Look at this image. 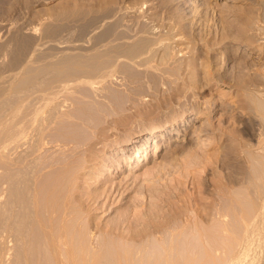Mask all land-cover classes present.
I'll return each instance as SVG.
<instances>
[{"label": "rangeland", "instance_id": "374dc122", "mask_svg": "<svg viewBox=\"0 0 264 264\" xmlns=\"http://www.w3.org/2000/svg\"><path fill=\"white\" fill-rule=\"evenodd\" d=\"M116 25L147 32L129 40L131 46H123L128 51L115 48L111 54L95 53L87 48L91 36ZM135 39L141 44L152 42L154 52L149 54L153 52L154 57L146 53L151 58L147 66L152 67L137 64L145 53L138 57L129 54L133 43L137 44ZM166 54L171 57L167 61L161 57ZM97 67L101 73H113L94 86L77 82L74 87H80L82 94L73 91L72 95L82 96L81 102L86 103H78L76 96L73 108L78 104L87 107L90 123L102 131L92 127L97 134L96 153L108 163H89L86 167L92 172L80 179L83 190L97 188L101 194L81 213L80 230L69 245L52 244L44 228L30 222V227L21 223L17 229L18 235L28 233L25 244L20 238L7 240L10 209L8 203L0 201V253L9 252V248L11 252L2 258L3 264H161L171 259L195 262L193 259L200 256L202 259L193 264H216L226 253L232 256L244 247L247 256L239 264H264V227L247 229L246 236L240 225L232 236L218 229V234L225 233L219 235L222 240L218 244L211 240L217 231L212 218L218 219L213 211L226 207L229 194L243 207L244 201L252 202L245 196L249 184L243 177L252 156L264 154L263 147L253 145L249 132L253 100L264 103V0H0L1 87L5 89L4 84L15 73L13 80L21 91L39 68L52 69L48 77L54 80L58 70L90 76L97 73ZM57 84L59 81L53 85ZM1 87L4 97L11 92L5 89L7 94ZM64 104V109L71 107L68 101ZM167 121L173 122L167 127V140L149 136L146 146L140 145L147 154L140 153V164L131 162L135 151L130 155L115 153L120 139ZM4 126L0 128V144L9 135ZM93 136L91 140L96 139ZM155 140L159 143L156 150ZM22 143L14 152L0 148L2 174L23 154ZM230 175L239 176L237 180L242 182L232 185L227 180ZM18 177L24 179L20 172ZM5 186L6 198L9 190ZM28 207L21 210L28 211ZM196 226L205 236L201 243ZM216 245L218 259L213 252Z\"/></svg>", "mask_w": 264, "mask_h": 264}, {"label": "bare ground", "instance_id": "6f19581e", "mask_svg": "<svg viewBox=\"0 0 264 264\" xmlns=\"http://www.w3.org/2000/svg\"><path fill=\"white\" fill-rule=\"evenodd\" d=\"M126 28H123V29L122 27L118 28L117 25L115 27L113 26V27H108V28L104 27V29L102 28L103 29L102 31L97 32L95 33V35L91 36L93 38H91L92 40L90 39L91 41L87 45V48L90 50H93V52L102 51V53H107L109 51L108 53L111 54V51L115 50V48H118L117 50L125 49L126 47L123 48V46L130 45L128 44L129 43L128 41L131 39L133 40V38H136L135 36H137L139 33L141 34L140 36H142L145 32H147L146 29L144 28L141 29L139 27H138L139 29H137L136 31H133V29L127 30ZM155 32H158V31L156 30ZM155 32L153 33L152 31L151 33L156 34ZM159 32H161L160 29H159ZM152 40H153V37H152ZM134 41H136V39ZM139 41L142 42L143 40H139ZM133 42L131 41V43ZM135 43H137V41ZM139 43L137 44L133 43L135 47L134 46H132V48L130 47L129 54L132 56L134 55V53H136L135 56L138 57L141 55V53L143 54L145 53L144 57H141V58L139 57L138 60H136L137 57H135L136 59L135 58L134 59L137 61L138 65H142V66L144 65L147 68L149 66L152 67V64L147 66L148 63L151 61L150 56L154 57V53H153L154 46L152 47V42L144 41L142 44L141 43L139 44ZM123 51H128V50L126 49ZM150 51H153L152 52L153 55L149 54L151 53ZM118 52H121V51H118ZM146 53H148L150 56L148 54L146 55ZM168 54H166V57L161 56L163 57L162 59L166 61L169 60L171 57ZM162 59H161V62L163 61ZM162 63L164 64L166 62H162ZM90 65L91 64H89V66ZM108 67L111 68V66L109 65ZM42 68L38 69V70L41 69L40 71L33 72L29 83L24 84V87H22L21 91H19L17 83H15V81L13 80L16 73L14 74V77L10 79V82L8 81L9 83L6 81V83L4 84L5 85L4 87H6L5 89L6 90L8 89L11 91V92L8 91L9 94L3 87H1L3 84L0 85V87L5 90L4 92L5 93L7 92L8 94L7 96H5L6 97L5 98L3 96L4 94L3 90H1L2 92L0 91V128L3 125H5L4 127L7 126L8 132L7 131L6 132L9 133V135H7L8 137L4 141L1 142L0 148L2 149L7 148L8 151L10 150L9 152L11 151L14 152L15 150H17L18 147H21L20 143L23 142L22 144L23 145L25 144L23 154L19 156L15 162H12V164L10 165L12 167L7 169V172L4 174H2L0 171V201H3V203L5 202L6 204L8 203L9 209H10L9 214L7 216L8 228L6 230L5 237L9 241L12 238L14 239L20 238L23 244H25L26 234L28 233L24 232V233H21V235H18L17 229L21 223L28 224V222H30L31 224L37 223L42 227V229L44 228L43 230H45L48 233L49 239H50L49 241H51L52 244L61 243V244L69 245L75 240V232H79L80 230L78 223H79V217L81 213L84 211L85 207L90 206L91 202L89 201H95V199L101 194V191H98L97 188L83 190V185L81 184L80 179L83 178L84 174L92 172V170H90V167H86V166L89 163H94V164L99 163V161L103 163H108L105 161L104 159L105 157L103 158L101 157L102 158L101 159L99 154L96 153V148H95L96 142L95 141L97 140V134H95L94 132V129L96 130V128L94 127L93 124L90 123L89 113L87 112L89 117L87 113H85L87 107L86 109H84L82 105H81L82 107L79 106V104L76 105L79 108L84 109L85 111H81V109L79 110L78 107H75V108H78L77 110L73 108L75 106V104L73 106V103L75 100L74 98H76V96L78 98V95H75L73 98V95H72L73 91H75V93L79 92L80 94H82V92L78 90V88L80 89V87L76 88L74 87V85L77 82L82 80V81H87L91 86L92 85L94 86V83L96 84L100 83L105 77L110 76L113 72L112 73L110 71L108 72L105 69L107 73L105 72L101 73L100 68L98 69L97 67L98 69L97 73H94L89 76V73L87 72L86 73L88 75H86V73L82 74L81 71L76 73V72H71V71L68 72L67 70H65L66 72L63 73L61 70H58L56 71V74L53 80L51 77H48L49 73L52 72V69L49 70L48 68L46 71L44 70L46 68L44 69ZM94 68H95L94 70H96V67ZM56 69L57 68H55V70ZM91 70L92 69H90L89 72L94 71V70L92 71ZM80 72L82 75L79 74ZM75 73L78 74L79 76H76ZM11 80L14 83H12ZM50 80H53V81L49 82ZM57 81H59V84L53 85ZM73 87L76 88L77 90L73 89ZM18 92L20 93L17 94ZM105 93H102L103 96ZM14 94H17L16 98H14ZM99 94L100 93H98V95ZM102 94L100 95L102 96ZM98 95H96L97 98L99 97ZM83 97L85 96L83 95ZM80 98H82V96ZM80 98H78V101H80L78 103H82L81 101L83 99L80 100ZM2 99H4V101ZM91 99H93V97H91ZM100 99L101 98H98L99 102H100ZM53 100H56V101L51 103V101ZM61 100L63 102H61ZM93 100H97V99L95 98ZM106 100L107 102L109 101L108 98ZM14 101H16L15 108L12 107ZM67 101L69 102L68 105L71 106L70 108L72 109L63 108L66 106L64 102H67ZM76 101L77 100H75V102ZM88 101H91V100L88 99ZM95 102L97 101H94V103ZM82 104L84 106L86 105V103L85 104L82 103ZM91 105L93 104L91 103ZM252 108H253L252 117L249 118L251 120V121L249 120L250 121L249 132L254 141L253 145L257 146L258 148L263 147L262 149H264V129H263L264 128V103L255 99V102L253 100ZM182 119L184 118L182 117ZM172 123L173 122L167 121L166 124H160V125L150 126L148 128H142L138 130L135 134H132V135L130 134L129 136H125L124 138L120 139V141L118 142L119 144H117V146L118 145L119 146L115 153L130 155V152L135 151L137 152L136 158L135 160L132 159L131 162L135 161L134 165L140 164L142 161L141 159H139V156H141L140 153L144 152L146 149V148H143L141 150V147L144 146V144L146 146L147 139L149 138V136L152 135L153 139L156 136H158L159 137L158 139L160 140L166 139L169 133L167 127L170 126V124ZM92 127L94 129H92ZM88 128L89 129L91 128V131H90L91 134L88 132L89 131ZM97 132L99 133L100 131H97ZM100 133L102 134V131ZM166 133L167 135H165ZM93 135L94 136L96 135L95 136L96 139L91 140L90 137ZM21 140L23 141L20 142ZM158 144H159L158 140H155V150ZM140 145L142 146L140 147ZM145 152H144V156L147 155ZM252 157H253V160H251L250 163L248 162L250 164L248 165L250 168L248 167V170L246 173L247 175L244 173V168H243L244 165H242L243 167H241L240 169L241 171H243L241 173H244L243 175H246L243 178L245 177L247 178V179L245 178L244 180L246 181V183L248 182L249 184L248 188L250 189V190L248 189L247 195H245L246 193L244 195L246 196L247 201L252 200V202L251 203L248 202L249 203L248 204L247 202L244 201L245 207H243L242 203L239 204L240 198L238 199L239 201L237 202L236 197L228 193L229 198L227 199L228 203L226 204V207L216 208L213 211V215L215 213L216 218H218L217 220L213 219L214 216L212 218L213 220L212 222L215 225L213 227L217 228V231H218V232L215 231L216 233L213 234V237L211 238L214 244L216 243L218 244L220 240H222L221 236L224 233V232L223 233L221 232L222 234H218L219 233L218 229H220V231L224 230L228 233V235L232 236V233L235 234L236 227L240 225V227H242V229L245 230V236H246L247 229L248 231H250V229H252L251 231H253L254 229H259V228L263 229L261 227H264V154L260 156H252ZM90 160H93V161L90 162ZM116 161L118 163L120 162L119 159H116ZM129 161H130V158H129ZM131 162H128V161L126 162L130 168L133 167V163H134V162L133 163ZM245 164L247 166V163ZM95 168L98 169V167H95ZM108 168H111L110 165L108 166ZM112 169H116V168H112ZM19 172L22 174L24 179L18 177ZM235 176L230 175V177L228 176L227 178V180L228 179L230 180V181L228 180L230 183H233L232 185H234L235 183H238L237 181H241V180H237L239 176H237V178ZM240 177L242 178V176ZM101 178L106 179L104 176H101ZM90 181H93V180H90ZM4 185H6L5 189L9 190V195H7L6 198L3 197L4 196V189H3ZM10 192L12 196H10ZM77 192H81V193H77ZM250 204L252 205L250 206ZM12 206L14 207V209L12 208ZM25 206L27 207L29 206L28 211L21 210V207H25ZM13 228L16 231L15 233L12 230ZM201 229L202 228L200 226H196L195 228L196 238H198L199 242L205 239L204 233ZM241 235H244V233ZM248 235L250 236L249 232H248ZM235 236L236 235H234L233 237L235 238ZM168 237L169 236H167V238ZM169 240H170V237L168 238V241ZM240 240L242 241V238ZM248 241H250V237L248 238ZM245 242L247 241L245 240ZM251 242H254V241H251ZM168 243L170 246V241ZM241 243L242 242H240V244ZM246 248H247V244H246ZM213 249H214L213 250L214 255L217 254L216 252H217V249H219V247L216 245L214 246ZM245 250L246 249L244 247V249L242 248V251H239V253H236L237 255L234 254L232 256L230 255V252H228L229 254L226 253L227 256L225 258H224L225 255H223V260H221L220 258V262H218L219 259L217 258L216 255L215 256L218 259V261L216 260L215 257L214 259L217 261L216 264H239V263L244 262L243 260L246 259L247 255L245 254L246 252ZM65 251L58 250V252L60 253H65L66 255H69V254L73 255ZM10 253H11L10 248H9V252H5L4 254L2 252L0 253V264H3V262L1 261L2 258L4 256L8 258ZM201 259H202L201 256L199 258H194L193 261L195 262H190V260L192 259H189V258L187 259V261L189 262L187 261H184V262L174 261L173 262V260L171 259V261L168 260L167 263L162 262L161 264H183V263L193 264V263H197V261H200ZM209 263H211V261H209ZM209 263H206V264H209ZM213 264H215V261Z\"/></svg>", "mask_w": 264, "mask_h": 264}]
</instances>
